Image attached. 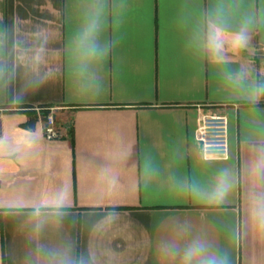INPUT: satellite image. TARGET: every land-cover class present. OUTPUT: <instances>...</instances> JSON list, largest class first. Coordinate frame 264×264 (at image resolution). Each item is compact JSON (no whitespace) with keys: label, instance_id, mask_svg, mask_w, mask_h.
Wrapping results in <instances>:
<instances>
[{"label":"crops","instance_id":"0c3cea01","mask_svg":"<svg viewBox=\"0 0 264 264\" xmlns=\"http://www.w3.org/2000/svg\"><path fill=\"white\" fill-rule=\"evenodd\" d=\"M93 18L102 51L85 59L74 41ZM258 84L264 0H0V264H178L161 243L196 237L264 264ZM47 109L72 135L43 137ZM207 111L227 116V159L201 158Z\"/></svg>","mask_w":264,"mask_h":264},{"label":"clouds","instance_id":"9594fccd","mask_svg":"<svg viewBox=\"0 0 264 264\" xmlns=\"http://www.w3.org/2000/svg\"><path fill=\"white\" fill-rule=\"evenodd\" d=\"M248 23L249 21L246 18L240 31L234 34L235 45L242 47L246 44ZM225 27L226 24L222 20L211 27L209 42L212 46L219 45ZM98 29L99 19H90L75 39L74 44L81 57L90 59L101 54V46L96 40ZM262 95H264V84H258L252 90L249 97L250 102L256 103ZM230 186V173L223 170L216 177L215 185L203 194L210 201L219 203L226 197ZM190 189L197 195L201 194V189L197 185H190ZM160 251L163 255L177 260L178 264H228L226 255L221 254L213 244L199 237L193 238L182 245L174 240L163 241L160 245ZM63 264H77V262L66 257ZM79 264H87V261L81 259Z\"/></svg>","mask_w":264,"mask_h":264},{"label":"built area","instance_id":"2783aa9c","mask_svg":"<svg viewBox=\"0 0 264 264\" xmlns=\"http://www.w3.org/2000/svg\"><path fill=\"white\" fill-rule=\"evenodd\" d=\"M42 134L46 140H57L67 136L57 123L52 109L41 120ZM201 158L218 161L228 158V121L224 112L207 111L200 114L194 136Z\"/></svg>","mask_w":264,"mask_h":264},{"label":"trees","instance_id":"16d2710c","mask_svg":"<svg viewBox=\"0 0 264 264\" xmlns=\"http://www.w3.org/2000/svg\"><path fill=\"white\" fill-rule=\"evenodd\" d=\"M47 111H48V109H47V110H44V113L47 114ZM31 122H32V121L30 120L29 123L27 124V126H31V125H32ZM68 132L70 133V135H72V134H71V129L68 130Z\"/></svg>","mask_w":264,"mask_h":264}]
</instances>
